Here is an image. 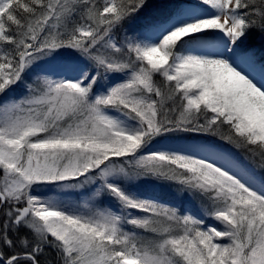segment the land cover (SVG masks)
<instances>
[{
  "label": "snow or ice",
  "instance_id": "obj_1",
  "mask_svg": "<svg viewBox=\"0 0 264 264\" xmlns=\"http://www.w3.org/2000/svg\"><path fill=\"white\" fill-rule=\"evenodd\" d=\"M150 7L0 0V264H264V0Z\"/></svg>",
  "mask_w": 264,
  "mask_h": 264
},
{
  "label": "rangeland",
  "instance_id": "obj_2",
  "mask_svg": "<svg viewBox=\"0 0 264 264\" xmlns=\"http://www.w3.org/2000/svg\"><path fill=\"white\" fill-rule=\"evenodd\" d=\"M161 9H162V6H159V8H157L154 11V13L159 12ZM145 14L150 15L151 13H150V11H147ZM17 96H20V95H17ZM208 139H210L212 141V143L215 145V147L217 148V150L223 154V156L225 157L226 164H230L232 166H235V168L237 166H240L241 169L244 170L243 173H246L250 176L253 175V172L251 170L249 171L245 166L247 164V162L240 159L236 155V153L233 150H231L229 147L224 146L223 140H220L218 138H208ZM241 169H239V171ZM166 187L167 186H161L157 183H148V184L141 185L140 191L144 195L149 196V197L155 196V197H158L159 199L164 200V201H175L176 197H175L174 191L169 193V192H167ZM68 199H75V197L72 195H69ZM184 200L186 202V205L188 207H190L194 213L199 214L200 208H199V205H197L195 203V201H188L187 196L184 197ZM206 223L207 224H213L214 221L211 219H208V220H206Z\"/></svg>",
  "mask_w": 264,
  "mask_h": 264
},
{
  "label": "trees",
  "instance_id": "obj_3",
  "mask_svg": "<svg viewBox=\"0 0 264 264\" xmlns=\"http://www.w3.org/2000/svg\"><path fill=\"white\" fill-rule=\"evenodd\" d=\"M150 4L152 5V7H150L147 11H150L151 14L154 13V11L159 8V6L165 5V4H176L179 3L180 0H149ZM163 9H161L160 11H162ZM249 47H251L257 54V56H260V54L262 52H264V41H262L259 37V35H254L250 42H249ZM25 93V89L23 88V86H20L16 89V95H23ZM219 139V138H218ZM224 141V140H223ZM227 142V141H226ZM230 145V144H229ZM232 146V145H231ZM235 148V147H233ZM237 149V148H236ZM239 151V153L243 156H245L248 161H250L251 163H253V161L247 156L246 153H244L243 151H241L240 149H237ZM255 164V163H254Z\"/></svg>",
  "mask_w": 264,
  "mask_h": 264
}]
</instances>
